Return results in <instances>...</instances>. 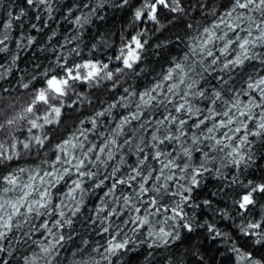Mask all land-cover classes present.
<instances>
[{"label": "snow or ice", "instance_id": "obj_1", "mask_svg": "<svg viewBox=\"0 0 264 264\" xmlns=\"http://www.w3.org/2000/svg\"><path fill=\"white\" fill-rule=\"evenodd\" d=\"M23 5L15 15L9 5L6 20L0 22V52L8 51L13 23H23L29 10H37L35 19H40L39 10L52 18V0H23ZM112 6L131 8L132 0H115ZM193 7L212 18L206 26L187 22ZM95 12L82 13L71 23L82 29ZM180 23L193 32L182 54L172 57L149 86L124 87L125 77L138 75L149 31ZM137 25L140 30L107 62L84 60L78 36L66 38L60 46L65 51L51 49L57 53L55 67L41 73L43 86L31 93L22 114L0 110L5 138L0 167L32 152L41 159L52 138L59 136L51 159L0 176V241L16 231L29 240L40 233L43 239L34 242L38 250L24 257L25 264H59L61 250L77 238L72 264H132L142 255L136 233L143 232L146 238L139 243L152 250L202 230L209 248L198 245L187 253L196 264H264V209L251 214L258 196H264V182L245 183L239 174L226 177L223 171L232 168L243 174L254 163V149L264 157V72L246 75L234 87V77L247 65L264 66V0H197L194 6L186 0H136L131 26ZM31 27L37 29L36 24ZM36 43L33 36L21 37L16 47ZM36 79L30 77L22 87L28 89ZM105 93L118 94L106 100ZM79 109H88V114L66 119ZM22 120L28 124L25 140L15 135ZM205 174L223 181L221 188L227 184L244 189L233 201L236 219L216 209L221 220L231 222L232 231L215 220L200 222L190 211L213 208L212 199L195 202ZM97 191L102 195L88 209L86 196ZM82 218L103 243L93 244L76 233ZM218 244L224 251L216 248L209 254ZM5 251L0 244V253Z\"/></svg>", "mask_w": 264, "mask_h": 264}, {"label": "trees", "instance_id": "obj_2", "mask_svg": "<svg viewBox=\"0 0 264 264\" xmlns=\"http://www.w3.org/2000/svg\"><path fill=\"white\" fill-rule=\"evenodd\" d=\"M52 2L53 12L51 13V19L48 18L47 13L43 10H39L40 19H35L37 10H29L23 23L17 26L14 22L13 28L9 32L8 51L0 52V110L5 111L6 114H22V110L27 107L31 99V93L35 88L43 86L39 82L41 73L48 69L50 65L55 67V56L57 53L52 52L51 49L56 48L59 51H65L60 46L64 44L66 38L78 36L81 58L84 60L99 59L107 62L108 57L114 58L118 54L124 41L130 40L131 35H135L136 31L140 30L139 25L135 28L131 26L132 9L136 6V0H132L131 8L113 7L112 4L115 0H52ZM186 2L194 6L197 0H186ZM226 2L227 0H217V4ZM100 3L104 4L103 8L98 7ZM85 4L88 7H84ZM9 5H11L14 15L17 8L24 7L23 0H0V22L6 20L7 12L10 10ZM93 8L96 9V12L89 17L91 22L82 29L71 23L76 16L82 13L88 14ZM69 9L72 10L71 13H69ZM185 19L194 26H206L212 18L210 16L205 18L204 13L193 7ZM32 24L37 25L36 30L31 27ZM53 33H55V36L52 35ZM192 34L191 30L185 29L183 23H180L179 26L174 25L162 32H152L150 30L146 37L148 44L139 63L138 75L125 77L124 79L127 82L123 86L127 87L131 83L137 90L149 86L161 69L170 63L172 57L182 54V51L186 48L187 38ZM28 36L36 38L37 43L35 46L23 49L17 48L16 43L20 41V38ZM177 36L181 37L180 43L176 41ZM49 37L52 38L48 39ZM92 45L96 47L93 48ZM157 45H160V47L157 48ZM72 46L66 45L65 48ZM14 57L16 58L14 59ZM81 58H77V62H80ZM36 65L40 67L37 68ZM115 66L110 65V67ZM257 72H264V66L259 65L257 62L247 65L243 73H238L234 77V87H240L246 75ZM32 76H36L37 79L32 81L28 89L23 88L22 85L28 83ZM208 79L212 84L218 83L216 80H212L211 77H208ZM83 91L87 94L89 89L85 88ZM117 94L105 93L103 98L107 100ZM88 111V109H79L74 113L69 112L66 119L69 121L74 120L87 115ZM31 118L30 115L27 117V119ZM27 127L26 120L20 121L19 128L15 131L18 139H26L28 135ZM37 134L39 133L37 132ZM49 134L51 136V133ZM4 139L3 134L0 133V142H3ZM58 139L59 136L52 138L51 144L46 149L45 156L41 157V159H37L35 152L21 155L18 160L11 162L7 166L0 167V176L6 174L8 170L17 167L35 168L41 163L42 159H51L52 145ZM254 150L256 151L254 163L243 174L236 172L232 168H226L223 170L225 176L239 174L240 179L245 183L249 179L254 182H264V157L261 156L258 149ZM195 155L196 158L199 157L198 153ZM132 159V157H129L130 163ZM221 183L224 182L215 176L205 174L204 187L198 190L195 202L201 203L204 199H212L213 208H198L190 211L195 212L200 222L204 219L215 220L221 228L232 231V228L229 227L231 222L227 218L221 220L220 213L216 209H224L233 219H236L235 212L237 208L233 201L238 198V193L243 192L244 189L235 185L229 187L227 184L221 188ZM211 193H217V195L211 196ZM99 195L102 194L97 191L94 195L89 194L86 196L88 209L98 203L96 197ZM262 209H264V196H258L257 205L251 209V214L255 216ZM75 230L80 237L88 239L93 244L97 241L100 243L104 242L103 239L95 235L91 225L87 224L84 218L77 220ZM135 235L137 251L141 252L142 255L134 259L132 264H169V260L173 261V264H196L195 260L189 257L187 253L197 248L198 245L205 249L209 248V242L206 240L205 235L202 234V230L187 234L183 238V242H177L170 247L152 250L139 243V241L146 238L143 232ZM42 239L43 237L38 232L33 234L30 240L23 236L22 231H16L15 236L10 233L6 241H0V244H3L6 249L5 252L0 253V261H7L8 264H25L24 257L31 256L33 251L38 250V244L34 242ZM79 242L80 240L77 238L75 243L69 242L65 245V248L61 250L59 264H72L74 259L72 252ZM216 248L224 251L222 245L218 244L211 248L209 254L214 253ZM149 251H151V255H148ZM260 254L264 255V250H261ZM123 259L127 260L128 257H123ZM219 259L217 257L218 261ZM225 264H229V262L226 261Z\"/></svg>", "mask_w": 264, "mask_h": 264}]
</instances>
